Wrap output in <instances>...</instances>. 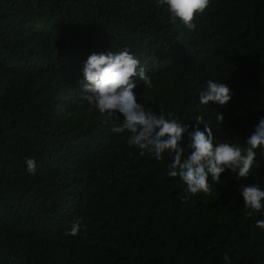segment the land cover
<instances>
[{"label":"trees","instance_id":"obj_1","mask_svg":"<svg viewBox=\"0 0 264 264\" xmlns=\"http://www.w3.org/2000/svg\"><path fill=\"white\" fill-rule=\"evenodd\" d=\"M194 23L157 0H0V264H264V210L247 217L241 195L264 190V152L247 179L229 169L192 195L170 155L140 156L113 131L123 115L84 98L88 57L127 48L152 80L133 77L137 102L189 126L185 158L198 115L214 145L246 146L264 117V0H211ZM208 80L226 105L200 104Z\"/></svg>","mask_w":264,"mask_h":264},{"label":"clouds","instance_id":"obj_2","mask_svg":"<svg viewBox=\"0 0 264 264\" xmlns=\"http://www.w3.org/2000/svg\"><path fill=\"white\" fill-rule=\"evenodd\" d=\"M210 3L211 0H157L159 6H166L173 21L180 20L189 30H195V17L203 14ZM83 75L88 82L84 98L89 105L109 118H113L117 112L122 114V124L114 127L113 131L127 132V144L138 148L140 156L148 153L157 161H162L165 153L170 155L172 162L168 165L167 175L182 179L189 194L202 192L210 196L212 187L209 177L219 183L221 174L229 169L237 173L238 178L247 179L256 160V151L259 149L264 152V117L245 141L246 146L241 147L233 143L214 145L211 126L202 115H198L194 119L198 122L196 130L189 134L192 152L185 158L181 141L189 126L182 125L172 113H168L166 117L161 111L157 115L137 102L133 77L139 76L147 88L152 86V80L145 74L140 61L127 48L115 53L91 54L84 65ZM231 99V89L226 84L213 80H208L206 89L199 96L200 104L205 106L210 102L224 106ZM216 119L219 124L222 123L223 114L217 113ZM200 124L204 125V131L200 130ZM25 164L27 172L35 175L36 161L27 158ZM241 195L245 201L247 217L264 210V190L258 185L243 186ZM83 226V218H77L64 235L75 237ZM256 226L264 229V220H257ZM224 261L231 264L228 255L224 256Z\"/></svg>","mask_w":264,"mask_h":264}]
</instances>
